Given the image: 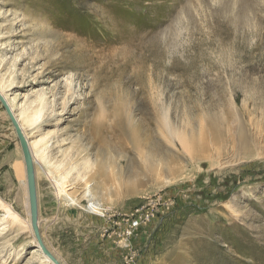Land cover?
I'll use <instances>...</instances> for the list:
<instances>
[{"label":"rangeland","instance_id":"1","mask_svg":"<svg viewBox=\"0 0 264 264\" xmlns=\"http://www.w3.org/2000/svg\"><path fill=\"white\" fill-rule=\"evenodd\" d=\"M0 87L50 135L38 219L61 264L84 209L115 216L110 264H264V0H0ZM26 169L0 99V197L22 218L0 208V264H54Z\"/></svg>","mask_w":264,"mask_h":264},{"label":"crops","instance_id":"2","mask_svg":"<svg viewBox=\"0 0 264 264\" xmlns=\"http://www.w3.org/2000/svg\"><path fill=\"white\" fill-rule=\"evenodd\" d=\"M83 211L84 212H81V217L83 220L81 229H83L85 233L82 234L81 237L77 235L76 230V235H73L70 231L69 233L62 234L64 239L67 236L66 239H74L75 241L77 240V246L74 245L72 247L78 248L79 245L82 248V252L76 251L77 255L81 257L77 258L78 261H73L67 254H65L63 255L66 258L64 259L65 262L68 264H90L91 260L86 258L96 255L98 256V264L114 263L113 261L118 260L119 257L116 251V240L114 239V236L116 235L115 216H113L110 212L103 214L104 216L101 217L99 215L91 214L90 212L86 211V209ZM74 216L75 215L71 216V214L68 213L65 214V218L70 220H74ZM70 227L75 228V226L72 225ZM68 243H70V241ZM83 243H85L84 246ZM54 255L56 258L58 257L56 254Z\"/></svg>","mask_w":264,"mask_h":264},{"label":"bare ground","instance_id":"3","mask_svg":"<svg viewBox=\"0 0 264 264\" xmlns=\"http://www.w3.org/2000/svg\"><path fill=\"white\" fill-rule=\"evenodd\" d=\"M0 93L2 94V96L5 98L6 102L8 103L11 111L13 112V115L14 117L16 118V120L18 121V124L19 126L21 127L22 131H23V134L25 136V139L27 140V143H28V148H29V151L31 153V156H32V159H33V163H37L39 165V169H41V171L44 173V174H47V176L49 178H53L55 176V173L50 169V166L52 164V160L51 159V156L49 155L50 154V150H51V143L52 142H49L50 140L48 139L50 137V135H45L43 136L41 139H39L38 141L36 142H32L30 139H29V135L27 134L26 130H25V127L21 121V117L14 111V108H13V105L12 103L10 102L7 94L5 93V91L0 87ZM36 102V106L31 109L32 110V113L27 115L25 120L27 122H29V125L33 126L34 124H37L38 122H42L44 120V111H45V108L46 107H50L51 104L49 103L48 105L50 106H47V101L46 99L44 98V96H40ZM49 102V101H48ZM52 102V101H51ZM49 109V108H48ZM52 111V109H51ZM63 114L62 112H58L56 113V115H61ZM100 117V116H99ZM100 119V118H99ZM24 120V119H23ZM94 126V125H93ZM107 128V126H106ZM97 129V128H96ZM104 131V130H103ZM94 133V132H93ZM97 133H99L97 131ZM96 135V133H94ZM93 135V134H92ZM102 135V134H101ZM107 136V135H106ZM243 141L244 142H248V140H246V138H243ZM57 165V164H56ZM61 166V163H59L57 165V168L59 169V167ZM46 167V168H45ZM34 169H35V165H34ZM27 170V169H26ZM34 174H35V171H34ZM57 176V175H56ZM59 177H60V182L58 183V189H57V192L58 194H62V193H65L66 189H65V181H64V178H65V175L63 173H59ZM66 179V178H65ZM28 181V179H27ZM35 182H36V179H35ZM28 188V186H27ZM28 194H29V189H28ZM38 203V202H37ZM29 205H30V200H29ZM0 208H3L4 210V217L5 219L10 222V223H13V224H16L17 222H20V220L22 219L17 213L16 211L14 210L13 207H11L10 205H7L3 199L0 197ZM106 211V210H105ZM105 214V213H104ZM30 215H31V205H30ZM31 224H32V220H31ZM38 226H39V219H38ZM39 242V241H38ZM37 252H44L42 246L38 245V248L36 249ZM51 252V251H50ZM45 253V252H44ZM52 253V252H51ZM46 254V253H45ZM53 254V253H52ZM47 255V256H46ZM45 257L47 259L50 258V256L48 254H46ZM54 255V254H53ZM55 256V255H54ZM57 259V258H56ZM50 260L53 262V260L50 258ZM58 260V259H57ZM59 261V260H58ZM60 262V261H59ZM61 263V262H60ZM55 264V263H54Z\"/></svg>","mask_w":264,"mask_h":264},{"label":"water","instance_id":"4","mask_svg":"<svg viewBox=\"0 0 264 264\" xmlns=\"http://www.w3.org/2000/svg\"><path fill=\"white\" fill-rule=\"evenodd\" d=\"M0 99L3 102L8 114L10 115L13 124L15 125L16 132L18 134V137L20 139L22 149L24 152L25 162H26V168H27V179H28V189H29V200L31 205V218H32V225L33 229L35 231V234L38 238V241L40 245L42 246L44 252L50 256V258L54 261L55 264H61L56 257L50 252L49 248L46 246L40 230L38 226V203H37V192H36V182H35V174H34V163L31 156V153L28 148L27 140L25 139V136L23 134V131L21 127L18 124V121L13 115V112L11 111L8 103L6 102L5 98L0 93Z\"/></svg>","mask_w":264,"mask_h":264},{"label":"built area","instance_id":"5","mask_svg":"<svg viewBox=\"0 0 264 264\" xmlns=\"http://www.w3.org/2000/svg\"><path fill=\"white\" fill-rule=\"evenodd\" d=\"M152 211H153V210H152ZM152 211L143 212L144 215H143V214H140L138 219H134V220H132V225H133V224H134V225H138L139 222H140V220H141V222H145V221L149 220V219L153 216ZM150 214H151V215H150ZM129 232H130V231H129Z\"/></svg>","mask_w":264,"mask_h":264}]
</instances>
